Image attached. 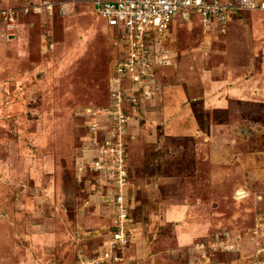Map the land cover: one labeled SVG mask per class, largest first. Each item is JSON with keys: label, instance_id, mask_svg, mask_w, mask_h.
I'll return each instance as SVG.
<instances>
[{"label": "rangeland", "instance_id": "obj_1", "mask_svg": "<svg viewBox=\"0 0 264 264\" xmlns=\"http://www.w3.org/2000/svg\"><path fill=\"white\" fill-rule=\"evenodd\" d=\"M44 1L52 4L51 13ZM37 5L42 9L22 12L16 21L21 26L24 19L15 33L31 38L19 39L25 51L9 41L0 19V264H80L82 256L95 258L107 247L115 223V179L91 166L110 147V77L124 55L92 0ZM248 12L253 11H239L230 20L242 13L245 30L229 26L210 47L203 46L199 17L174 27L171 46L179 60L159 71L161 91L141 101L139 120L122 130L130 180L123 192L135 230L119 249L123 260L117 264H264V14L261 22L251 15L248 23ZM246 36L251 48L228 53L240 63L227 66L241 65L240 70L223 72L222 58L212 62L232 43L244 46ZM240 56L252 60V77H259L248 88L244 80H251L250 74L241 75L246 60ZM191 57L194 63H184ZM77 75L80 82L74 81ZM191 82L194 88L183 91ZM175 85L184 88L177 106L171 102ZM176 116L194 127L170 130L167 124ZM214 129L232 137V159L219 170L225 174L206 170L199 159L205 149L201 136ZM237 143L242 148H233ZM214 192L224 197L216 215L227 221L179 243L185 227L174 229L168 209L201 195L213 200Z\"/></svg>", "mask_w": 264, "mask_h": 264}, {"label": "built area", "instance_id": "obj_2", "mask_svg": "<svg viewBox=\"0 0 264 264\" xmlns=\"http://www.w3.org/2000/svg\"><path fill=\"white\" fill-rule=\"evenodd\" d=\"M6 1L17 3L8 9L0 7V19L5 20L2 24L6 27L5 34L9 38L20 29L16 21L22 12L29 14L33 9L37 11L42 8L37 5L38 0H0V3ZM44 2L46 13L48 10V13H51L52 4L49 1ZM92 2L95 11L104 21L105 29L111 33L113 45L124 55L110 77L111 110L107 119L111 121V129L107 135L109 142L106 144L110 147L106 156L98 158L91 166L101 170L107 179H115L114 185L118 191L111 207L115 223L109 232L107 247L95 258L82 256L80 264H117L123 260L119 251L127 247L135 230L132 208L129 207L123 192L129 187L130 180L124 162L125 145L122 130L127 129L129 122L137 121L135 117L141 115L140 109L144 99H152L161 91L159 71L172 67L179 60V53L171 46L172 26L176 17L180 16L184 20H189L193 16L199 17L204 33L203 46L210 47L214 36L226 35L230 20L239 11L264 12V0H92ZM88 112L91 113L92 109H88Z\"/></svg>", "mask_w": 264, "mask_h": 264}, {"label": "crops", "instance_id": "obj_3", "mask_svg": "<svg viewBox=\"0 0 264 264\" xmlns=\"http://www.w3.org/2000/svg\"><path fill=\"white\" fill-rule=\"evenodd\" d=\"M92 4H93V2H92ZM92 6H93V8L95 10L94 5H92ZM241 14L237 18H235L234 21L232 20L231 25H229L231 27V29H232V27H234V24H235L237 26H240L241 25L243 28H240V29L241 30H245L244 27L246 25L244 23L243 15L241 16ZM248 14H250L249 15V18H248V23L251 21V15H252V21L261 22V19L259 18L260 17L259 14H264V12H261V11L255 12V11H253V12H248ZM191 18H194V16L191 17ZM181 19L183 20V18H181L180 16L176 17L175 22L173 23V26H172V34H173V31H174V27H178L177 24L183 22ZM100 20H101V18H100ZM177 20H180V21H177ZM22 21L23 22L20 21L21 22V26H23V24H24V19ZM102 22H103V25H104V21L103 20H102ZM184 24H187L188 25V24H192V22L187 23L184 20ZM247 25L251 26L250 24H247ZM257 25H259V24L257 23ZM250 28L251 29H249V30L251 31L252 30V26ZM234 31H235V29L230 33V36H228L229 39H230V41H231V39H233V40L235 39L234 36H233ZM17 33H15L13 35H10L9 36V39H10L9 41L10 42H14V41L17 42L18 49H21V50H24L25 51L28 48H24L23 49L22 46L20 45L21 43H20L19 39H24L26 42L29 43L31 41V38L28 35H25L24 32H23L24 35L17 34ZM242 38H243L244 43H245L244 46L241 45V47H236L235 43L234 44L232 43L231 46H227L228 51L222 52V53L225 54V55H222L224 57H222V56H215L214 55V58H213V61L212 62H214V64L216 62L219 63L220 59L222 58L224 60V63H222V64H225L226 66H227V64L229 65V63H233L232 61H234L235 64L240 63L238 60L237 61H236V59L233 60L231 56H228V53L229 52H233V51L236 52L238 49H242V51H243L244 48L246 49V46H247V49L252 47L250 45V43L248 44L249 40L247 42H245L246 41L245 38L248 39L247 36L246 37H242ZM28 47H30V45ZM95 49L96 50L98 49V43H97V41L95 42ZM82 53L83 52L80 51V52H78L77 55H75L76 63L77 64L80 63V60L83 57L82 56ZM195 54L196 55L194 56V58L197 59L198 55H197V53H195ZM94 56H95V54H94ZM240 58H243V60H246V58L244 56H242V57L240 56ZM196 59H193V57H191L190 60H186L184 63L191 62V60H192V63H194V61ZM181 61H183V59ZM218 63L215 66H217ZM243 65H246V66H244V71L241 73V75L245 76V74H247V73L250 74V79L251 80H249V81H247V80L245 81L244 80L245 83L243 82L244 83V86H246L248 88V87H250V85L252 86V83H253L252 81L255 82L256 79H259V77H257V74H254L253 77H252V74H253L252 73V60H250V59L248 60L247 59L245 62H243ZM240 66H237V67L227 66L228 68L231 69V71H229L227 69V67H225L223 69V72H225V70H227L228 73H231V72H233L232 71L233 69L240 70ZM241 67H243V66H241ZM80 76L81 75L75 76V79L73 77L74 81L76 80V82H80ZM194 84H196V83H194V82L188 83V86H187L186 89H184L183 86L175 85V87L177 88L174 91V92H176L174 94V99L175 100H173L171 102L173 104H176V106H177L176 100H179L178 94H180L183 89H184L183 91L188 92L187 89L194 88L193 87ZM169 114H170V110L168 108L167 115H169ZM170 115H173V113L170 114ZM184 116H185V114L182 115V117H184ZM176 117H172L171 120H170V122L167 124V126H169L170 130L174 129V131L177 130L176 132H178V131H182L184 128L191 129L192 127H194V123L192 121H185L184 122V119H183V123H184V125H183L182 120L178 116H176ZM226 134L227 133L219 132V131H217V130L214 129L213 131H211V132L208 131V132L204 133L201 136V138H202V144H201V146L204 147L205 149H204V152H203L202 157H199V159H201L203 161L206 170L212 169V170H214V172H216V174H220L221 172L223 174H225L224 173L225 171H223L224 169L223 170L221 169V171L219 173L220 166H222L221 164H225L226 162H228V160H231L232 159L231 156H230L232 154L231 151H233L230 148L231 147V145H230L231 143L230 142L232 141L231 140L232 137L229 138V137H227ZM203 142L206 143V144H204ZM237 147L242 148V144L237 143V145L236 146L234 145L233 148L236 149ZM247 155H248L247 157H249V161L248 162L250 163V165L252 167V164H253L252 163V153H249ZM237 161H236V163H237ZM260 164H262V166H263L264 163H260ZM232 170H235V169H232ZM212 173L213 172H210L206 176V178H210L211 175H212ZM223 174H221L220 176H223ZM215 176H217V175H215ZM218 180H220V179H218ZM240 181L238 182L239 186L244 188V184H242V182H240ZM227 189H229V191H230L231 188H227ZM221 195H223V194H220L218 192L211 193V196H213V200L211 199L210 196L207 199L206 196H202L201 195V196H198L195 199H193L194 201H185L184 204L178 205V207L177 206H173V207H171V208L168 209V210L171 211V213H174L173 214L174 215V220H175V222H174V229L176 230L177 227H185L184 228L185 229L184 230V235L183 236H179V240L180 241L181 240H184V241H181L179 243H185V240H188L190 238V236L193 235L192 234L193 232H199L200 231L201 233H204V232H206L205 231L206 229H209L214 224L227 221L226 218H222V217L220 218V217H218V215H216V214L219 213V211L221 209L220 208L221 207V204L223 205L224 197H222V199L221 198L220 199L218 198ZM210 207H214V208L211 209ZM205 212H206V214H205V216H203V213H205ZM195 213H200V215L202 213V216L201 217H198ZM171 220L172 219H170V220L168 219L167 222H170ZM198 222L200 224H197ZM182 224H185V226H183Z\"/></svg>", "mask_w": 264, "mask_h": 264}, {"label": "bare ground", "instance_id": "obj_4", "mask_svg": "<svg viewBox=\"0 0 264 264\" xmlns=\"http://www.w3.org/2000/svg\"><path fill=\"white\" fill-rule=\"evenodd\" d=\"M53 76H54V75H53ZM53 79H54V78H53ZM48 84H49V83H48ZM57 100H58V98H57ZM239 193H242V194H244V192H241V191H240ZM22 259H23V258H22Z\"/></svg>", "mask_w": 264, "mask_h": 264}]
</instances>
